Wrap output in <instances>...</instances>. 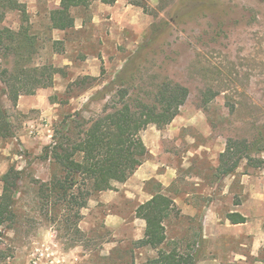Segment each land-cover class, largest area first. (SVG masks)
Wrapping results in <instances>:
<instances>
[{"label":"rangeland","instance_id":"374dc122","mask_svg":"<svg viewBox=\"0 0 264 264\" xmlns=\"http://www.w3.org/2000/svg\"><path fill=\"white\" fill-rule=\"evenodd\" d=\"M18 1L27 12L22 28L34 40L28 66L36 73L52 66L60 74L53 76L51 87L21 96L30 104L36 98L37 108L25 104L23 113L1 97L15 138L0 139V180L14 167L22 181L14 218L0 227V264H146L156 257L137 248L128 229L115 234L102 224L107 211L114 212L109 205L88 202L80 211L82 231L75 235L58 223L63 213L54 214L36 198L34 183L47 182L54 172L41 159L53 130L76 112L88 119L118 105V89L108 90L124 67L135 72L130 98L150 104L164 83L188 92L174 119L190 127L180 130L175 149L164 146L176 155V188L202 190L200 206L209 202V240L179 231V226L196 229L200 223L178 221L173 210L162 249L196 254V264H264V164L258 161L264 162V0H123L124 21H112L90 3L71 11L75 24L66 32L49 30L48 14L60 0ZM20 26L19 15L11 13L0 29L18 32ZM15 60L0 49V72L13 74ZM38 80L32 75L18 81L29 90ZM153 128L158 129L149 125L144 131ZM203 129L207 136L199 133ZM228 140L235 155L227 166L242 155L243 142L253 161L247 166L242 160L234 173L222 177L219 155ZM125 211L121 214L129 216ZM235 212L245 216L244 224L227 220Z\"/></svg>","mask_w":264,"mask_h":264},{"label":"trees","instance_id":"16d2710c","mask_svg":"<svg viewBox=\"0 0 264 264\" xmlns=\"http://www.w3.org/2000/svg\"><path fill=\"white\" fill-rule=\"evenodd\" d=\"M116 1L60 0L58 7L48 14L49 30H71L74 26L71 11L75 8H87L93 2L112 6ZM11 13L19 15L21 26L18 32L7 28L0 29V49L5 55L17 59L13 74L7 69L0 72V83L3 85L0 92L1 140L15 138L10 116L1 104V97H7L15 107L19 97L33 95L36 89L51 87L53 76L60 74V70L52 66L44 67L40 73H36L37 68L28 66L33 54L31 49L34 40L29 38L26 29L22 28L28 21L26 7L18 0H0V25ZM4 40L9 46H5ZM60 43L53 42L54 45ZM25 64L26 66H23ZM134 73L124 67L116 80L110 84L109 94L113 93V88L118 89V105L104 108L100 114L88 119L83 117L81 111L67 116L53 130L51 143L43 148L41 159L49 161L54 172L47 182L34 183L36 198L40 200L42 207L50 208L54 214L57 211L63 213V219L58 223H62L68 231L72 230L75 235L80 234L77 227L81 220L80 211L86 209L89 200L99 193L113 191L115 183H125L145 160L147 151L140 133L149 125L158 129L169 125L187 99V90L171 83L158 86L150 104L136 97L130 98L129 92L134 91ZM32 75H38L39 79L32 88L25 90L24 86H19L18 80ZM249 148V144L243 142L242 155L236 157L231 166H227L226 162L232 160L235 155L232 141L228 140L224 152L219 155L218 175L226 177L234 173L242 160L246 161L247 166H252ZM258 161L264 164L262 160ZM0 181L2 228L14 218L15 196L21 187L22 172L10 167ZM173 210V202L160 194L137 207L135 217L144 221L145 229L143 239L135 242V245L137 248L147 247L156 252V257L146 264H196V254H179L174 249H162L166 242L164 223ZM228 217L232 225L245 223V218L238 214Z\"/></svg>","mask_w":264,"mask_h":264},{"label":"crops","instance_id":"0c3cea01","mask_svg":"<svg viewBox=\"0 0 264 264\" xmlns=\"http://www.w3.org/2000/svg\"><path fill=\"white\" fill-rule=\"evenodd\" d=\"M121 1L123 0H117L112 6L103 5L98 2L93 3L98 5L97 7L99 11L109 15L112 21H124V16L120 14L122 11L119 7L122 3ZM126 11L127 13L129 12V10ZM30 102L31 101L26 97H19L17 100V108L23 113L24 111H27L24 108H21L25 106V104L27 106L26 109L37 108L36 98L31 104ZM188 127H190L189 124H178L177 120L174 119L171 125L167 126L163 131L153 128V130H147L140 133L141 141L147 151V156L141 166L137 168L125 183L113 184V191L99 193L93 199L89 200L90 204L97 202L104 206L109 205V209L114 211L113 213L107 211V215L103 217L102 224L107 229L114 230L115 234L122 233L124 229H128L131 241L138 242L142 240L144 237L145 223L135 217V211L138 206L150 201L153 196L160 194L169 198L173 202V208L176 212L175 217L178 218V221L183 218L187 221L193 222L196 220L200 223L196 229L179 226V231H183L185 234L188 233V235H191V238L198 237V240H209V202L204 207L200 206L199 200L204 197L202 190L196 189L190 192L181 191L180 188H176L179 169L174 160L176 155L174 151L166 150L164 146V142H166L171 149H175L179 143L178 138L180 136V130L187 129ZM199 133L203 136H207L209 131L203 129ZM194 187H198V185L195 184ZM122 201L127 204L122 203ZM128 204L133 205V207L129 208ZM125 210H129V216L121 214H124V212L128 213ZM232 214H238L242 218H245V216L237 212L231 213L228 216ZM171 215L172 214H170V216ZM170 216L169 218L172 217ZM228 216L227 220L230 222ZM90 225L91 224L88 226ZM78 229L82 231V223L79 224ZM166 230L165 227L167 241L168 236ZM143 249H145V251L155 252L147 247Z\"/></svg>","mask_w":264,"mask_h":264}]
</instances>
